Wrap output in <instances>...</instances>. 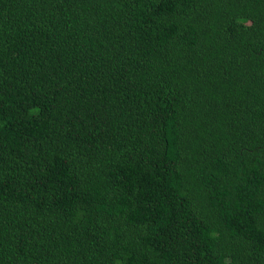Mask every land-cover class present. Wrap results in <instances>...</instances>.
Wrapping results in <instances>:
<instances>
[{
  "label": "trees",
  "instance_id": "16d2710c",
  "mask_svg": "<svg viewBox=\"0 0 264 264\" xmlns=\"http://www.w3.org/2000/svg\"><path fill=\"white\" fill-rule=\"evenodd\" d=\"M0 264H264V0H0Z\"/></svg>",
  "mask_w": 264,
  "mask_h": 264
}]
</instances>
